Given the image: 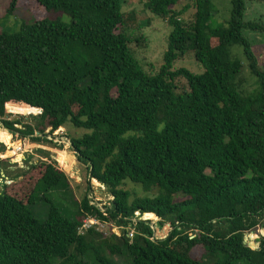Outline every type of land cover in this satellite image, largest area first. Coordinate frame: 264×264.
Listing matches in <instances>:
<instances>
[{"label":"trees","instance_id":"16d2710c","mask_svg":"<svg viewBox=\"0 0 264 264\" xmlns=\"http://www.w3.org/2000/svg\"><path fill=\"white\" fill-rule=\"evenodd\" d=\"M33 1L69 23L44 18L0 31V124L10 134L0 128V142L9 145L0 144V157L4 148L16 155L11 138L45 142L46 130L68 122L85 131L70 140L76 160L111 200L101 212L84 195L67 214L63 171L54 162L32 163L25 194L1 184L0 264H117L118 257L128 264H264V64L244 37L264 26L245 20V0H230L221 22L212 0H147L145 10L170 28L154 75L129 48L139 37L125 31L121 0ZM187 1L195 8L189 24L181 19L189 6L174 9ZM17 3L9 0L5 16ZM187 52L202 73L173 69ZM245 69L250 91L242 85ZM179 80L186 86L178 88ZM12 113L20 117L8 119ZM125 181L156 194L130 200ZM49 191L64 193L61 206L45 197ZM38 201L47 207L44 220L32 212ZM136 212L155 218L164 238L79 233L87 217L126 225ZM256 229L254 249L244 235Z\"/></svg>","mask_w":264,"mask_h":264},{"label":"rangeland","instance_id":"374dc122","mask_svg":"<svg viewBox=\"0 0 264 264\" xmlns=\"http://www.w3.org/2000/svg\"><path fill=\"white\" fill-rule=\"evenodd\" d=\"M122 1V13L127 21V28L125 31L131 37H139V43H131L129 48L134 57L138 61L140 67L147 75L156 74L162 63L163 54L167 48V38L170 32V28L166 20L159 19L150 14L144 8V3L147 0H121ZM212 3L217 11L214 15L217 22L227 20L229 17L230 0H212ZM246 3V21H253L264 26V4L258 3L255 0H245ZM9 0H0V31L17 32L21 24H31L33 21L41 20L44 18L55 19L61 17L63 23H69V18L63 14H47L42 7H40L33 0H18L17 8L13 15L5 16V12L8 8ZM188 5L189 8L183 13L181 19L184 23H192L195 13V8L190 1L184 2L180 6L175 7L177 11L183 6ZM244 37L251 43L253 51L260 63L264 64V33L244 31ZM231 54L238 58L242 64L245 63L242 53L238 47L231 48ZM246 64V63H245ZM184 68L194 74H200L203 72L202 67L197 64L193 58L192 53L187 52L178 61L174 63L173 69ZM245 83L242 84L247 90L254 88V82L248 71L242 74ZM178 88L186 86L183 80L177 81ZM114 95V92H113ZM33 115L32 113L26 114L25 117ZM8 119L19 118V114H11L7 116ZM29 119V118H28ZM30 122V120H28ZM0 128L2 125L0 124ZM3 129V128H2ZM5 130V129H3ZM7 132V130H5ZM8 133V132H7ZM85 131L74 128L70 123H65L63 127L49 133V129L45 132V142H34L30 136L25 138H19L15 136L11 138V145L15 146L14 153L16 155H9L8 148H4L2 154L4 157H0V189L1 184L7 187H13L12 192L17 195H23L26 193L25 181L28 167L34 163L40 162L50 163L54 162L56 167L61 169L67 178V182L70 191L66 193L67 201L65 202L68 210L64 208L67 214L74 212V205L72 202H79L87 196L90 202L95 203L98 207L107 205L111 200L106 189L100 185L95 184L94 180L88 179V173L86 167L76 160V156L71 149L70 140L80 138ZM9 134V133H8ZM10 135V134H9ZM41 137L39 134H35L34 137ZM60 142H59V138ZM68 139L69 144L65 145L61 142L63 139ZM5 146H9L3 142H0ZM2 150V148H0ZM59 158L62 162V166L58 162ZM131 194L130 200L134 197L148 196L152 197L156 194L155 191L144 193L140 186L125 181L121 187ZM45 197L55 204L61 206L64 198V193H56V191H49L45 193ZM71 208V209H70ZM34 216L38 220H44L47 213V207L44 202L38 201L32 208ZM258 229L253 231L255 238L249 240L252 244L259 238ZM249 234V233H248ZM247 234V235H248ZM245 236V235H244ZM248 238V237H247ZM245 239V237H244ZM245 241V240H244ZM249 244V243H247ZM251 247V246H250ZM257 247L253 245L252 248ZM117 264H128L125 257L115 258Z\"/></svg>","mask_w":264,"mask_h":264},{"label":"built area","instance_id":"2783aa9c","mask_svg":"<svg viewBox=\"0 0 264 264\" xmlns=\"http://www.w3.org/2000/svg\"><path fill=\"white\" fill-rule=\"evenodd\" d=\"M60 139L61 137L58 140ZM89 203L93 205L95 208L99 209L101 212H104L106 210L104 206L98 207V205L95 203H92L90 201ZM143 215L144 214H140L139 212H136L132 218L128 219V222L126 225H118L116 223H104L95 218L87 217L83 220L82 225L79 228V233L84 234L86 230L94 229L96 232L103 234L104 237H109L110 235L120 236L121 234H124L127 239L132 240L134 236L141 235V236L148 238L150 241H153V242L164 238L166 230L159 229L157 227V220L154 217H153L154 219H144ZM139 222H143L144 226L148 227L151 230V235H146L144 232L138 229L139 227L137 224ZM252 232L253 231L248 232V233L253 235ZM248 233H246L244 236L245 244L249 243V240H247ZM193 237L194 235L191 234L190 238H193Z\"/></svg>","mask_w":264,"mask_h":264},{"label":"water","instance_id":"95a60500","mask_svg":"<svg viewBox=\"0 0 264 264\" xmlns=\"http://www.w3.org/2000/svg\"><path fill=\"white\" fill-rule=\"evenodd\" d=\"M70 146H71V144H70Z\"/></svg>","mask_w":264,"mask_h":264}]
</instances>
